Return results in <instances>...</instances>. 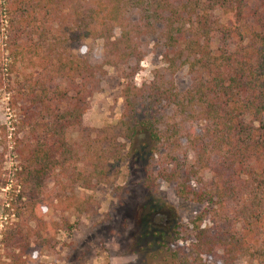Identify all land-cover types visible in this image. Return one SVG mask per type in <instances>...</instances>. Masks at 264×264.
<instances>
[{"label": "trees", "instance_id": "trees-1", "mask_svg": "<svg viewBox=\"0 0 264 264\" xmlns=\"http://www.w3.org/2000/svg\"><path fill=\"white\" fill-rule=\"evenodd\" d=\"M0 3L4 89L15 111L14 198H22L15 209L26 227L14 223L1 234L12 264H34L31 252L53 246L51 214L85 211L89 200L75 196L76 188L91 190L108 179L140 135L148 157L139 184L151 190L170 182L176 197L205 204L178 264H208L206 257L264 264V0ZM148 39L163 66L135 86ZM95 40L99 62L75 54ZM118 66L126 70L122 111L117 133L108 135L105 127L90 128L86 115L105 67ZM181 67L189 85L178 91L171 77ZM5 129L0 125V165ZM203 216L208 225L201 227ZM58 221L71 228L64 217Z\"/></svg>", "mask_w": 264, "mask_h": 264}, {"label": "rangeland", "instance_id": "rangeland-1", "mask_svg": "<svg viewBox=\"0 0 264 264\" xmlns=\"http://www.w3.org/2000/svg\"><path fill=\"white\" fill-rule=\"evenodd\" d=\"M5 33L6 21L0 3V125L6 126L7 146L0 165V177L6 180V184L0 186V215H5V220L0 223V238L2 232H7L14 223L22 224L24 219L16 215L15 209L22 203V198L19 200L21 203L14 198L18 194V186L12 171L17 160L11 150L10 132L15 111L9 109L8 92L4 89L7 80L5 64L8 63L3 50ZM152 43V39H148L146 53L132 76L135 86L147 83L151 71L163 66L159 50ZM100 44L99 40L86 41L74 52L91 63L99 62L102 58ZM105 70L89 98L86 123L93 129L105 127L106 134L110 135L117 133L122 111L120 88L126 70L125 66L105 67ZM171 79L178 91L189 85L185 67L177 70ZM147 157L145 138L140 135L108 179L97 183L91 190L76 188L75 196L89 200L84 206L85 211L68 209L62 212L57 209L53 212L50 217L54 223L50 229L53 246L31 252L30 261L34 264H178L193 241L192 220L204 210L205 204L176 197L170 182L158 181L155 189L151 190L143 188L138 179ZM204 177L208 178V173H204ZM14 185L15 189L9 190ZM61 216L70 224L69 230L61 229L58 221ZM206 225L208 217L203 216L200 226ZM22 227L26 229L24 222ZM7 255V249L0 244V264H12ZM205 259L208 264H218L212 258ZM233 264L247 262L240 259Z\"/></svg>", "mask_w": 264, "mask_h": 264}, {"label": "built area", "instance_id": "built-area-1", "mask_svg": "<svg viewBox=\"0 0 264 264\" xmlns=\"http://www.w3.org/2000/svg\"><path fill=\"white\" fill-rule=\"evenodd\" d=\"M2 219L5 220V215H3V216L0 215V223H1Z\"/></svg>", "mask_w": 264, "mask_h": 264}, {"label": "flooded vegetation", "instance_id": "flooded-vegetation-1", "mask_svg": "<svg viewBox=\"0 0 264 264\" xmlns=\"http://www.w3.org/2000/svg\"><path fill=\"white\" fill-rule=\"evenodd\" d=\"M1 226V225H0Z\"/></svg>", "mask_w": 264, "mask_h": 264}]
</instances>
